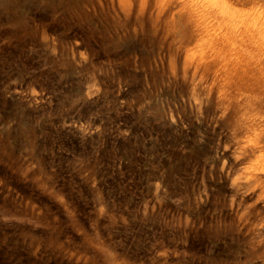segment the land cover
<instances>
[{"label":"rangeland","instance_id":"rangeland-1","mask_svg":"<svg viewBox=\"0 0 264 264\" xmlns=\"http://www.w3.org/2000/svg\"><path fill=\"white\" fill-rule=\"evenodd\" d=\"M257 134L264 0H0V264H264Z\"/></svg>","mask_w":264,"mask_h":264},{"label":"bare ground","instance_id":"bare-ground-1","mask_svg":"<svg viewBox=\"0 0 264 264\" xmlns=\"http://www.w3.org/2000/svg\"><path fill=\"white\" fill-rule=\"evenodd\" d=\"M251 141L246 147V150L254 155L258 156V159H251V164L247 168L248 181L253 179H260V171L264 172V143L260 144V137L257 134L255 137L250 138ZM262 140V139H261ZM262 143V142H261ZM259 152V153H258ZM248 165V164H247ZM262 174V173H261ZM246 178V177H245Z\"/></svg>","mask_w":264,"mask_h":264}]
</instances>
